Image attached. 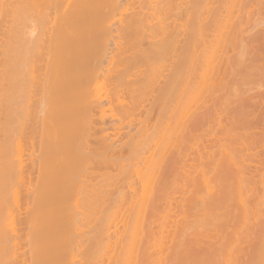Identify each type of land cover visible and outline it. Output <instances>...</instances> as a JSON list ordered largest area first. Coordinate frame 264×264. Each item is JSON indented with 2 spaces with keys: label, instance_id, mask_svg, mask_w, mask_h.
I'll return each instance as SVG.
<instances>
[{
  "label": "bare ground",
  "instance_id": "1",
  "mask_svg": "<svg viewBox=\"0 0 264 264\" xmlns=\"http://www.w3.org/2000/svg\"><path fill=\"white\" fill-rule=\"evenodd\" d=\"M244 2L0 0V264H264V17L241 30ZM229 85L255 93L224 122ZM215 121L227 138L188 152Z\"/></svg>",
  "mask_w": 264,
  "mask_h": 264
},
{
  "label": "rangeland",
  "instance_id": "2",
  "mask_svg": "<svg viewBox=\"0 0 264 264\" xmlns=\"http://www.w3.org/2000/svg\"><path fill=\"white\" fill-rule=\"evenodd\" d=\"M243 1H245V2L243 3V6L245 5V3H246L247 1H249V2H248L249 4L246 3V4L249 5V7H248L247 5H245V6H244L245 8H243V7H242V8H239V9H238V12H240L239 10L242 11V9H244L245 11H248V10H249V11H250V13L248 12L249 14H247V13L244 14V12H243L244 15H242V12H241L240 15H241L242 17H243V16L245 17V15H247V17H248V15L250 16L251 13H252V15L250 16V18L248 19V21H247V17H245V18L243 17L244 19L241 17V18H242L244 21H246V22H244V21L242 22L240 19L236 20L237 17H235V19H234V23L240 20V21H241V25H242V26H243V25L245 26L244 28H241V27L239 26L240 29H241V30L244 29L245 31H246V30L249 31V28L251 29V28L254 27V24H255L254 20H256V17H257L258 21H259V18H260V20H261V19H263V17H264V13L261 14L262 12H264V10H261V9H264V7L261 8V4L263 3L264 0H260V1L257 0L258 4H260V2H261V4H260L259 6L256 4L257 2L254 3L256 0H255V1H254V0H243ZM251 1H252V3H251ZM250 3H251V6H250ZM253 4H254V5H253ZM255 4H256V5H255ZM252 6H255V7H252ZM256 6L259 8V10H257L258 8H257ZM263 6H264V4H263ZM250 7H251V8H250ZM255 8H257V9H255ZM260 8H261V9H260ZM236 9H237V8H236ZM246 9H247V10H246ZM253 9H254V10H253ZM252 10H253V12H252ZM256 10H257V11H256ZM255 12H256L257 14H256ZM253 13H254V14H253ZM258 13H259V14H258ZM239 17H240V16H239ZM245 19H246V20H245ZM256 21H257V20H256ZM261 21H264V19L261 20ZM247 22H248V24H247V28H246L245 23H247ZM249 22H250V23H249ZM242 23H244V24H242ZM257 23H258V22H256V24H257ZM261 23H262V22H261ZM261 23L259 22V24H261ZM237 24H239V22H237ZM237 24H236V25H237ZM249 24H250V26H249ZM256 24H255V27H254L253 29H254V30L257 29L258 32H259V29H260V30L263 29V30L261 31V33H258V35H259V34H260V35H261V34L264 35V27H263L264 25H260V26H258V24H257V26H256ZM262 24H263V23H262ZM239 25H240V24H239ZM237 26H238V25H237ZM252 26H253V27H252ZM248 27H249V28H248ZM245 28H246V29H245ZM238 29H239V28H238ZM238 29H236V33H238V32H239V33L242 32L243 34L245 33V32H243V31H240V29H239V30H238ZM254 30H252L251 32L253 33ZM248 31H247V32H248ZM247 32H246V33H247ZM251 32H250V31L248 32V33H250V36L252 35ZM255 32H256V31H255ZM255 32H254V33H255ZM262 32H263V33H262ZM239 33H238V36H239ZM242 33H241V34H242ZM246 33H245L244 35H246ZM254 33H253V34H254ZM263 35H262V36H263ZM242 36H243V35H241L240 37H242ZM246 36L249 37L248 35H246ZM211 37H212V36H211ZM211 37H210V38H211ZM240 76H241V75H240ZM230 77H231V76H230ZM238 77H239V76H238ZM238 77H236V78H238ZM242 78H243V77H242ZM242 78L239 77V83H240L241 85H239V83H238V88H240V94H241V92H242L243 89H244V86H242L243 83L240 82V79H242ZM227 79H228V77L226 78V80H227ZM229 79H231V78H229ZM237 80H238V79H237ZM237 80H236V83L238 82ZM254 81H255V80H254ZM256 82H257V80H256ZM231 83H233V82H231ZM252 83H253V82H252ZM234 84H235V82H234L233 84H230V85L232 86V85H234ZM230 85L227 86V89H224V87H223V89L225 90L224 92L222 91V89L220 90V92H221L223 95H222L221 93H220V95H219V91H218V93H216V94H218V95H216L215 98H213L214 101L216 102V104H214V101H212V102H213V103H212V102L209 100V98H206V99H208V100H206V101L203 99L206 103H207V101H208V102L210 101V102L212 103V104H210V105H213V104H214L213 108H217V109H215V110H214V109H213V110L211 109L212 112L215 111L214 113H215L216 117H217V110H218V112H219V110H220V112H221V110L225 111V112H222V115H223L224 113H227V111H228V112H231V113H232V112L234 113V110H238L239 108L237 109V107H236V109H234V110H232V111H231V108L233 109V108H234V105H236V104L238 105V104H239L238 102H239L240 99L245 98V97L247 98L248 96H250V95L252 94V92H253V94L255 93V90H251L250 87H249V89H250L249 91H250V92L252 91L251 93L249 92L250 95L247 94V91H246V93H245L246 96H243V97H241L240 99H238V102H233V101H236L237 98H236V97H235V98L232 97V100H233V101L231 100V96L233 95L232 92H233L234 88H232ZM244 85H245V84H244ZM246 85H247V83H246ZM246 85H245V86H246ZM248 85H250V83H249ZM248 85H247V87H248ZM253 85H255L256 87H258V86H257V85H258L257 83H256V84H252V86H251V85H250V86L253 88ZM256 87H254V88L256 89ZM228 88H230V89L232 88V90H229ZM245 89L247 90L248 88H245ZM245 89H244V90H245ZM259 89H260V90H259ZM263 89H264V87H260V88H258L257 90H258V92H259V91H262ZM237 90H238V89H237ZM257 90H256V91H257ZM227 91H228V92H227ZM231 91H232V92H231ZM225 92H226V93H225ZM229 92H230L231 95L229 94ZM237 92H238V91H237ZM258 92H257V94H258ZM238 93H239V92H238ZM242 93L244 94V92H242ZM240 94H237V95L241 96ZM253 94H252V96H253ZM257 94H255L256 97H255V98L253 97L252 99L256 100V98L258 97ZM247 95H248V96H247ZM239 96H238V97H239ZM252 96H251V97H252ZM200 98H201V97H200ZM200 98H197V99L195 98V99H196V100H195L196 102L194 101V105H193V108H192V109H194L195 104L201 103L202 100L199 101ZM202 98H205V97L203 96ZM202 98H201V99H202ZM198 99H199V100H198ZM234 99H235V100H234ZM197 100H198V102H197ZM216 100H217V101H216ZM227 100H228V102H227ZM229 100H230V101H229ZM205 102H204V105H207V104H205ZM210 102H209V103H210ZM217 102H218V105H217ZM209 103H208V105H209ZM235 103H236V104H235ZM201 105H203V103H201ZM204 105H203L202 107L199 105V106L201 107V109H199V110H200V111L202 110L203 113H204V111H205V109L203 110ZM226 106H227V109H226ZM229 106H230V107H229ZM197 107H198V106H196L195 108H197ZM204 108H205V107H204ZM206 108H207V107H206ZM221 108H222V109H221ZM257 108H258V106H256V109H257ZM208 109L210 110L209 107H208ZM208 109H206V111H207ZM229 109H230V110H229ZM194 110H195V109H194ZM211 111L209 112V116H210ZM194 112H195V111H194ZM196 112H197L198 115H202V116H203V114H200L199 111H196ZM196 112H195V114H196ZM207 113H208V111H207ZM207 113L205 112V113H204V116H205ZM231 113H228V114H231ZM197 114H196V115H197ZM228 114H227V115H228ZM215 115L213 114V115H211V117H212V116L214 117ZM225 115H226V114H225ZM225 115H223V117H224V118H223V121H224V122H225V120L227 119ZM231 115H232V114H231ZM231 115H230V116H231ZM211 117H210L209 120H212V119L216 118V117H214V118H211ZM209 120H208V121H209ZM224 122H223V123H224ZM214 125H216L215 127H216L217 129L214 128V132L212 131L213 133H212V135H210V136L208 135V134H209V131H208V132H207V131L204 132V131H201V130H200V131H199V130H198V131L193 130V131H192L193 134L190 135L189 143H186V142H185L184 145H186V147L189 146V148H190L189 150H191L193 144H195V145H193V148H196L195 146L198 147V146H200V145H206V146H208V145H207V143H208V142H207L208 137H210V138L212 137V138H213L214 135H215V133H216V137H218V136H220V138L223 137L222 141H223L225 138H227V136H226V137L224 136V135H226L225 133L222 134L223 130H221V129H223V128L219 127V125L217 124L216 121H215ZM205 127H206V126H205ZM213 127H214V126H213ZM206 128H207V127H206ZM219 128H220V129H219ZM212 129H213V128H212ZM215 129H216L217 131H215ZM257 130L260 131L261 129L258 128ZM203 136H204V137H203ZM191 137H192V138H191ZM193 137H194L195 139H194ZM204 138L206 139V141H205ZM210 138H209V139H210ZM196 139H197L198 141H197ZM203 139H204V140H203ZM200 140H201V141H200ZM249 140L251 141V139H249V138H248V139H244L245 144H248V141H249ZM191 141H192V142H191ZM196 141H197V145H196ZM225 141H226V140H225ZM203 142H204V144H203ZM226 142H227V141H226ZM226 142H223V143H226ZM239 142H240V141H239ZM191 143H192V144H191ZM198 143H199V145H198ZM200 143H201V144H200ZM233 143H234V141H233ZM187 144H191V146H190V145H187ZM226 144H228V143H226ZM241 144H242V143H238V145H237V143H236V146L240 147ZM249 144H250V142H249ZM239 145H240V146H239ZM248 146H249V145H248ZM252 146H253V142H252ZM254 146H255V145H254ZM183 147H184V146H183ZM209 147H210V146H209ZM232 147H233V146H232ZM242 147H243V144H242ZM217 148H218V147H217V144H215V145L213 146V148H212V147H210V149L206 148L205 151L207 152V150L210 151L211 149H213L214 151H218L219 149H217ZM222 148H223V147H221V149H222ZM186 149H188V148H186ZM223 149H224V148H223ZM184 150H185V149H184ZM184 150H183L182 152H185ZM193 151H194V150L192 149L191 151H188V152H193ZM196 156H197V155H196ZM196 158H197V157H196ZM204 161H206V159H205ZM195 162H198V164H199V162L201 163V161H194V164H195ZM196 164H197V163H196ZM263 170H264V168H261V169H260V172L263 171ZM198 171H200V169H198ZM197 173L199 174V172H197ZM257 173H259V172H257ZM197 176H198V175H197ZM200 177H201V174H200ZM197 178H198V177H197ZM196 181H197V180H196ZM193 189H194V188H193Z\"/></svg>",
  "mask_w": 264,
  "mask_h": 264
}]
</instances>
